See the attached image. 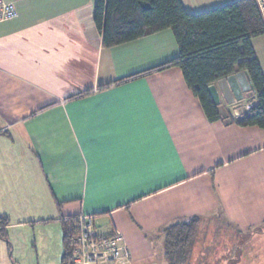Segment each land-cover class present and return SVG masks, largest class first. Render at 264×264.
<instances>
[{"label":"crops","instance_id":"obj_1","mask_svg":"<svg viewBox=\"0 0 264 264\" xmlns=\"http://www.w3.org/2000/svg\"><path fill=\"white\" fill-rule=\"evenodd\" d=\"M3 1L18 12L0 21L4 231L34 224L29 213L62 232L94 215L99 234L124 236L130 264H168L164 231L197 217L180 264H264V129L225 101L210 122L181 68L148 71L178 56L172 30L105 48L97 0ZM234 1L182 0L192 13ZM253 47L264 73V33Z\"/></svg>","mask_w":264,"mask_h":264},{"label":"trees","instance_id":"obj_2","mask_svg":"<svg viewBox=\"0 0 264 264\" xmlns=\"http://www.w3.org/2000/svg\"><path fill=\"white\" fill-rule=\"evenodd\" d=\"M94 21L105 48L172 30L179 47L178 56L148 71L181 68L210 122L221 119L223 113L221 104H215L209 87L239 70L245 71L256 103L249 104L248 110L235 120L243 127L264 129V73L253 47V39L264 33V24L256 0H237L199 13L187 11L182 0H97ZM122 81L124 79L119 82ZM200 222L194 217L164 231L168 264L187 260ZM7 223V219L1 221L3 225ZM76 224L77 216L63 222L61 264H72L69 237ZM3 231L4 227L0 230L1 236Z\"/></svg>","mask_w":264,"mask_h":264},{"label":"rangeland","instance_id":"obj_3","mask_svg":"<svg viewBox=\"0 0 264 264\" xmlns=\"http://www.w3.org/2000/svg\"><path fill=\"white\" fill-rule=\"evenodd\" d=\"M239 103H236L237 110L245 112L246 106ZM29 214L34 224L27 222L26 227L3 231V237L0 235V264H61L64 251L61 225L55 224L56 222L50 225L39 223L38 219H33L31 213ZM215 223L218 224V221L215 220ZM241 240L245 242L247 237L236 234V245Z\"/></svg>","mask_w":264,"mask_h":264},{"label":"built area","instance_id":"obj_4","mask_svg":"<svg viewBox=\"0 0 264 264\" xmlns=\"http://www.w3.org/2000/svg\"><path fill=\"white\" fill-rule=\"evenodd\" d=\"M264 24V0H256ZM12 2L0 0V21L17 17ZM250 106L248 105V108ZM2 226H0V230ZM72 248V264H130L131 251L120 232L106 236L96 230V217L81 213L69 237Z\"/></svg>","mask_w":264,"mask_h":264},{"label":"water","instance_id":"obj_5","mask_svg":"<svg viewBox=\"0 0 264 264\" xmlns=\"http://www.w3.org/2000/svg\"><path fill=\"white\" fill-rule=\"evenodd\" d=\"M251 89V83L245 71H237L209 87L210 94L216 105L222 104L223 101L228 105L240 102L244 100L246 94H252Z\"/></svg>","mask_w":264,"mask_h":264},{"label":"bare ground","instance_id":"obj_6","mask_svg":"<svg viewBox=\"0 0 264 264\" xmlns=\"http://www.w3.org/2000/svg\"><path fill=\"white\" fill-rule=\"evenodd\" d=\"M1 226V225H0Z\"/></svg>","mask_w":264,"mask_h":264}]
</instances>
